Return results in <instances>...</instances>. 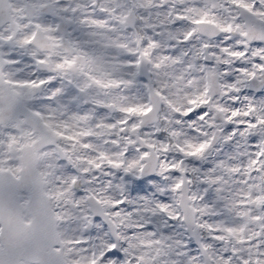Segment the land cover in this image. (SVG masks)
I'll list each match as a JSON object with an SVG mask.
<instances>
[{"label":"snow or ice","instance_id":"1","mask_svg":"<svg viewBox=\"0 0 264 264\" xmlns=\"http://www.w3.org/2000/svg\"><path fill=\"white\" fill-rule=\"evenodd\" d=\"M138 83L176 115L167 127L142 132L132 119L154 107L113 94ZM93 139L139 154L99 151L97 169L143 174L150 150L171 153L172 182L71 239L45 148ZM0 264H264V0H0Z\"/></svg>","mask_w":264,"mask_h":264},{"label":"clouds","instance_id":"2","mask_svg":"<svg viewBox=\"0 0 264 264\" xmlns=\"http://www.w3.org/2000/svg\"><path fill=\"white\" fill-rule=\"evenodd\" d=\"M257 7H260L259 3ZM27 71H35V69L26 70L25 75ZM144 82H147V77L144 78ZM113 94L124 98L123 106L125 107L137 104H151L154 107L155 111L149 115L132 119V123H142V132L154 133L158 128L167 127L168 121L176 118V115L166 105L149 96L143 84L138 83L129 88L114 89ZM183 103V101H178L177 106ZM107 115L111 120L121 118V113L116 110L109 111ZM185 131L187 132V129ZM89 142L93 143L98 151H86L68 142H63L62 150H58L60 143L56 142L45 148V151L53 153L54 162V167L47 177L45 189L52 195L53 211L66 215L67 218L60 224V230L71 239L81 236L88 238L89 235L95 234L94 229H83L84 217L93 215L94 210L99 209L100 212L110 213L113 211L110 206L111 202L128 200L132 203L125 204L121 211L132 212L143 206V201L139 199L140 196L149 195L152 199L159 200L162 196L158 189L172 182L170 173L167 174L169 179L165 180L164 174L160 171V166L164 161L171 160V153L166 154L158 148L150 150L149 159L140 161L145 168V173L142 174L137 169L127 174L123 168L112 169L106 162L97 169L87 161L96 159L99 151H103L126 165L130 160L138 159V153L118 156L122 149L104 142L103 139H93ZM97 163L101 162L97 160ZM148 169H151L153 174H148ZM141 176L143 179H139ZM153 182L156 183L155 188L150 186ZM98 199L109 203H98ZM96 218L93 216V219ZM142 219V214L133 215L125 223L133 225L142 222ZM151 219L153 223H158L162 217H151Z\"/></svg>","mask_w":264,"mask_h":264}]
</instances>
